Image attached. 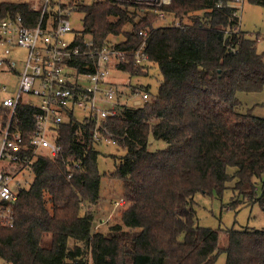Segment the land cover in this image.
Returning <instances> with one entry per match:
<instances>
[{"label": "trees", "instance_id": "trees-1", "mask_svg": "<svg viewBox=\"0 0 264 264\" xmlns=\"http://www.w3.org/2000/svg\"><path fill=\"white\" fill-rule=\"evenodd\" d=\"M73 1L84 13L77 37L82 51L89 34L95 46L124 53L116 69L143 77L156 64L161 81L156 94L149 84L133 86L152 100L101 124L71 111L56 126L60 156L32 158L13 184L18 196L10 205L11 223H0V258L11 264H214L224 251L225 264H264V228H229L221 248L219 231L200 225L194 207L196 194L220 196L234 178L239 197L264 211V115L254 110L264 104L248 107L242 100L243 93L264 91V58L241 28L234 0ZM249 1L264 7V0ZM33 3L1 1L0 21L21 13L35 24L40 11ZM129 8L142 12L139 20ZM167 17L169 23L157 22ZM127 24L131 30H124ZM122 34L120 42L110 41ZM139 50L146 60L136 61ZM85 60L72 64L82 69ZM16 112L11 132L24 135L27 147L20 154L32 155L36 109L20 103ZM9 113L0 105V131ZM110 135L127 147L110 172L122 181L124 209L102 232L93 229L102 178L98 158ZM151 137L167 146L151 150ZM57 197L65 206L56 205Z\"/></svg>", "mask_w": 264, "mask_h": 264}, {"label": "built area", "instance_id": "built-area-1", "mask_svg": "<svg viewBox=\"0 0 264 264\" xmlns=\"http://www.w3.org/2000/svg\"><path fill=\"white\" fill-rule=\"evenodd\" d=\"M135 1L160 5L171 0ZM240 2L234 0L236 6ZM33 8L40 11L39 21L35 24H27L21 13L0 21V47L4 51V57L0 58V69L15 71L18 75L16 90L0 104L10 109L9 121L0 131V223L12 219L10 205L18 196L13 184L26 164L36 156H44L52 161L60 156L62 148L57 142L55 128L68 113L79 109L85 115L95 117L101 124L108 117L120 115L127 106L137 107L148 101V92L143 90L133 95L136 98L129 103L121 102L118 86L109 80L120 56L124 54L118 48H113V45L98 47L93 40L84 38L86 49L82 51L77 39L80 33H76L70 42L65 39L73 31L70 22L71 13L76 10L73 0H34ZM238 10L239 7L235 14H238ZM256 37L261 38L260 35ZM13 47L26 50L20 70H17L16 61L11 56ZM81 57L88 60L79 69L77 64L72 63H77ZM146 59L147 56L139 50L136 61ZM6 89L0 83V90ZM32 98H37L38 102ZM20 103L36 109L33 131L30 133L32 155L20 154L27 147L23 143L24 135L19 131L11 132L13 121H17L16 110ZM109 142L120 146L118 137L114 135H110ZM121 150L127 152V147H121ZM74 167H80V163L75 162ZM114 202L115 206L124 203L123 200Z\"/></svg>", "mask_w": 264, "mask_h": 264}, {"label": "rangeland", "instance_id": "rangeland-1", "mask_svg": "<svg viewBox=\"0 0 264 264\" xmlns=\"http://www.w3.org/2000/svg\"><path fill=\"white\" fill-rule=\"evenodd\" d=\"M4 1V0H0ZM22 1V0H16ZM92 0H86L85 2H91ZM239 7L238 14L241 20V28L246 32V35L256 42V47L258 53L263 55L264 58V7L250 2L249 0H241L237 4ZM129 13L136 20H139L142 12L134 8H129ZM137 13L134 16L133 12ZM83 17L84 13L79 10H75L71 13L70 22L73 31L68 33L65 39L70 42L76 33L83 32ZM171 21L170 17L165 19L161 18L157 22L162 24L169 23ZM132 24H127L124 26V30H131ZM256 35H260L261 38L257 39ZM85 40L91 41V36L89 34L84 35ZM124 35L120 36H110V41L113 43L120 42L123 40ZM12 59L16 61L17 70H20L22 63L25 60L26 50L20 47H13L11 52ZM4 57L3 48L0 47V58ZM111 81H114L118 85V94L122 103L127 104L129 101L136 97L133 92L138 91L139 93L143 91L141 88L138 90L133 88L137 84L150 85V91L156 94L158 91V86L161 81V75L159 68L156 64H152L149 76L143 77H130L129 74L123 70L115 69L109 77ZM18 75L15 71H1L0 69V83L7 87V89L0 90V104L4 98L11 96L17 88ZM148 92V91H147ZM132 94V95H131ZM148 99L152 100V95L148 92ZM34 102H38L37 98H32ZM242 100L249 107L256 103L264 104V91L261 93H243ZM255 113L258 115H264L263 107H255ZM76 115L79 118L85 116V112L77 109ZM167 144L162 140H154L153 137L150 138V149L155 150L159 148H165ZM102 154L98 158V164L100 172L102 173L101 186H100V201L98 203L99 207L96 210V222L93 224L94 230H99L106 232L108 230L107 224L110 219V223L113 217L118 216L124 209V206L118 205L114 208L112 202L118 201L122 202L123 198V184L122 181L117 177H112L110 172L114 169V158L122 155V150L120 146L113 145L109 142V139H105L103 144L100 146ZM235 171L234 167H229L228 172L233 174ZM70 177V176H69ZM236 179L228 181L227 188L224 190L222 195L209 196L203 193H198L195 196V209L197 211V216L200 225L204 227H210L217 229L219 231V245L221 248L226 247L228 242L227 229L229 228H242L250 227L261 229L264 228V211L258 202L248 201V199H243L239 197L238 191L233 187L235 186ZM258 193L261 191L260 184L257 185ZM58 198L60 202H58ZM54 199L57 206H65L63 200L60 197ZM239 198V199H238ZM115 203V202H114ZM113 204V207H111ZM104 219V224L99 226V220ZM108 222V223H109ZM226 254L224 251L219 253V256L214 264H225ZM0 264H11L0 258Z\"/></svg>", "mask_w": 264, "mask_h": 264}]
</instances>
